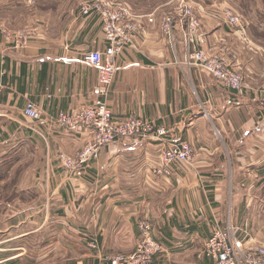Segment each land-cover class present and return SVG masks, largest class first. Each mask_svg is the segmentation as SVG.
Here are the masks:
<instances>
[{
  "label": "crops",
  "instance_id": "0c3cea01",
  "mask_svg": "<svg viewBox=\"0 0 264 264\" xmlns=\"http://www.w3.org/2000/svg\"><path fill=\"white\" fill-rule=\"evenodd\" d=\"M34 1L0 0V25L14 30L32 20L42 23L43 15L34 11L46 5ZM121 1L154 21L143 20L136 49L114 56L117 70L103 99L114 118L151 119L168 134L114 141L75 172L66 171L56 155L75 153L88 134L46 121L93 99L96 71L84 55L104 49L101 25L96 17L76 16L75 4L56 1L54 9L65 12L56 17L53 35L45 22L25 46L0 33V151L14 140L21 139L24 149L37 141L43 158L41 176L29 183L34 193L0 202V264H102L101 254L134 250L140 223L162 245L157 264H214L203 254L204 243L228 218L241 239L258 242L242 236L247 229L238 226L231 204L251 202L245 187L264 170V38L249 35L245 45L222 19L202 15L204 46L214 45L244 76V90L235 92L186 62L185 18L173 19L171 39L163 32L160 16L168 9L175 13L173 0ZM223 6L236 9L232 0L203 8L213 12ZM250 23L261 25L257 19ZM27 101L44 123L24 116ZM212 129L219 131L221 144ZM183 140L194 145L192 162L173 163L168 175L154 174L160 150ZM84 235L97 238L98 253L90 252Z\"/></svg>",
  "mask_w": 264,
  "mask_h": 264
},
{
  "label": "built area",
  "instance_id": "2783aa9c",
  "mask_svg": "<svg viewBox=\"0 0 264 264\" xmlns=\"http://www.w3.org/2000/svg\"><path fill=\"white\" fill-rule=\"evenodd\" d=\"M179 7L183 12V17L187 19L184 41L188 47L187 54L191 60L190 63L201 67L229 89L236 92L241 91L240 75L230 69L223 59L212 53L214 47L209 49L201 47L204 44L202 24L194 12V6L181 0ZM78 12L80 15L93 16L98 19L105 47L104 49H92L84 55V61L98 75L97 82L91 91L96 99L74 111L52 115L46 121L65 125L76 133L88 134L83 147L74 156H68L63 152L58 153L60 164L70 171H75L85 165L99 148L114 141L159 139L168 134L167 129L158 127L151 119L135 117L119 120L114 118L102 98L108 93L117 70L114 56L127 47L136 46L145 31L143 19L148 23H153L154 17L151 14L135 15L121 0H84ZM224 16L226 24L234 28L238 37L246 42L245 27L238 15L232 9H226ZM161 28L171 39L172 17L170 15L162 18ZM0 33L17 45H26L30 30L13 33L0 25ZM23 114L39 123L45 122L41 120L40 111L31 101L26 102ZM35 130L37 131V128ZM37 132L40 134V131ZM192 156L193 149L189 143L171 141L161 149L159 163L153 168V173L168 175L173 163H190ZM139 236L138 246L133 253L127 256H105L104 264H157L155 254L159 252L161 246L152 239L145 223L139 224ZM84 240L90 247V238L86 237ZM204 255L214 264H264V246H246L230 222L224 227L219 226L211 231L206 239Z\"/></svg>",
  "mask_w": 264,
  "mask_h": 264
},
{
  "label": "rangeland",
  "instance_id": "374dc122",
  "mask_svg": "<svg viewBox=\"0 0 264 264\" xmlns=\"http://www.w3.org/2000/svg\"><path fill=\"white\" fill-rule=\"evenodd\" d=\"M41 1L45 3L46 9L39 8V9H37L34 12H36L38 14L40 13L41 15H43L44 18L41 20L42 23H40L38 20L37 21L36 20H32L34 22L33 23L31 22V24H28L26 26H23V27L14 29V30H10V29H7V28L6 29L10 30L13 33L17 32V31H20V30L21 31L30 30V34L27 35L28 36L27 43H29V40H31L32 37H34L41 29L44 30V27H45L44 26V22H45L47 24L46 28L47 29L49 28L52 31L51 34L53 35L54 34V28L58 25V20L56 19V17L58 15H60L59 13H61V12L64 13L65 12V10L64 11H60L58 9L57 10L54 9L55 4H57L59 2H63V3L71 2L72 5L75 4L74 12H75L76 16L77 15L78 16H84V15H80L79 12H78L80 4L84 0H82V1L81 0H41ZM56 1H59V2H56ZM173 1H174V3H176V4H174V5H176L175 13L174 12L172 13V11H174V9L173 10H171V9L169 10L168 9L164 14H162L160 16V25H161V22H162V18L164 16H166V15H170L172 17V21H173V19L176 16L177 17H183V12L181 11V8L179 7V4H180L181 0H173ZM183 1L191 3L194 6V12L199 17L200 21H201L202 15H207L208 17L211 16L213 18L214 17L220 18V19H222L224 21L225 25H227L224 13H225L226 9H232L231 7H229V6H223L221 8L217 7L216 9H214L215 11L212 10L213 12L206 11L203 8L204 4L210 3L212 1H224V0H183ZM26 3L29 4V5H34L35 1L34 0H26ZM232 3H233V5L236 8L234 12L238 15L240 21L243 23V25L245 27L246 35H247V41L246 42L242 41L238 37L240 39V41L242 43H244L245 45H247L249 43V41H250V36L252 37V35L255 36V37H259V38H264V26H261V25H264V0H232ZM126 4L129 6L128 3H126ZM130 9H131L132 13H134L135 15H146L145 13L144 14L135 13L134 10L131 7H130ZM205 11H206V13H204ZM16 12H20V11H15V13ZM23 12H26V11H23ZM84 17H89V16H84ZM183 18H185V17H183ZM251 19H257L258 21H260L261 25L253 26L250 23ZM186 21H187V19H186ZM201 24H202V22H201ZM227 27L232 33L237 35V32H236V30L234 28H232V27H230L228 25H227ZM168 39H169V37H168ZM11 41H13V40H11ZM204 44H205V40H204ZM204 44L201 45V47L204 48V49H209L211 47H214V45H212V46H209V45L204 46ZM19 46H25V45H19ZM131 47L136 49L137 45L136 46H131ZM215 50H216V47H214V50H213L212 53L217 55L218 58L223 59L227 63V66L230 69L236 71L240 75L241 81H242V89H241V91L244 90V83H243V81H244L243 77L244 76H243L241 70L239 68H236L235 66H233L232 63H230L227 59H225V57H224L225 55L223 56V55L219 54ZM187 51H188V49H187ZM190 61L191 60L188 58V54H186V62L190 63ZM190 64H193V63H190ZM205 72H207V71H205ZM208 74H210V73H208ZM97 78H98V75H97V72H96V82H97ZM216 81H218L219 83L224 85L219 80L216 79ZM241 91H237V92H241ZM106 95H104L102 98H104ZM95 99H96V96L93 95V99L89 103H86V104H83V105H88V104L92 103ZM129 118H135V117H129ZM49 124L61 125V124H58L56 122L49 123ZM158 127H163V126H158ZM163 128H165V127H163ZM212 133H213V135L217 136V140H216L217 143L221 144V139H220L221 136L219 135V131H216L215 129H212ZM148 139H150V138H148ZM141 140H145V139H141ZM183 141H185V142H187V143H189L191 145V147L193 149V156H192V160H193V157H194V145L192 143L186 141V140H183ZM174 142H179V141H174ZM239 142L241 143L240 139H239L238 143L237 142L236 143L239 144ZM260 142H262V141H260ZM13 145L15 146V148L10 151L13 154H10L7 157V160L8 161H12V162L10 164H8V166L5 165V166L0 168V202H4V203H11V202L16 201L18 199H23L25 196H28L30 193H34V187H31L29 185V183L32 182L33 178H39L41 176V166H42L43 158H42V155H41V152H40V147H41L40 143H37V141L36 142L34 141L33 143L29 142L28 146L25 145V147H26L25 149L23 148L24 143L22 142L21 139L18 140V141L14 140V143H12V144L11 143L4 144V146H7V147H11ZM234 145H235V143H234ZM7 147H4L3 150L0 151V156H1L0 160L10 153L9 152L7 154H5V153L3 154V152L6 151ZM78 151H76L73 154H67V153H65V154L68 155V156H74ZM56 156H57L58 164L61 167L64 168V166L62 164H60V162L58 160L59 159L58 155H56ZM158 157H159V154H158ZM192 160H191V162H192ZM64 169L66 171H68V172H75L76 171V170L75 171L74 170L70 171V169L68 170L66 168H64ZM169 173H170V171H169ZM255 173H256V179H254L253 182H252V180H250L251 184L247 185L245 187V190H247L248 194L252 196L251 202L242 201V202L238 203V207L234 206V203H232V204L230 203L231 204V209H232L231 210L232 211V216H233V214H236V217L238 218V221H237L239 223L238 226L240 228L247 229L248 233L247 232L246 233L241 232L243 234L242 236L247 237L246 238L247 240L249 238H253L254 239V237H258L259 239H261V240L258 239V242L254 241L252 243H247L246 240L244 241L242 239L244 241L245 245L249 246V247L250 246H252V247L264 246V241H263L264 240V170L260 171V172L256 171ZM232 191H233V194H234L236 192V189L234 188ZM241 191H242V193H244L242 188L238 192L241 194ZM246 221L249 222V224H247L248 226L246 225ZM229 222L234 226V228L238 232V228L236 227L237 225L235 226V223L233 224V222H232V220L230 218H228L226 220V222L220 227L226 226V224L229 223ZM147 229H149L148 226H147ZM252 230H254V232ZM258 231H260V233ZM149 232H150V230H149ZM86 237L89 238V235L88 236L84 235L83 239H86ZM138 243H139V239H138ZM138 243H137L136 247L138 246ZM156 243H158V242H156ZM91 245H93V246H91ZM159 245L161 246V248H160L159 252H157L155 254V256L162 251V245L161 244H159ZM205 245H206V240H205V243H204V248H205ZM86 246H87V244H86ZM136 247L134 248L133 251H131L129 253H125V254L124 253L101 254V259H102V262H103L102 264H104V257L105 256H108V255H124V256H127V255L133 253L135 251ZM150 247H152V246H150ZM99 248H100V245H99V242H98L97 238L94 235H90V252H93V250H94V253H95V251H96V253H98L99 252ZM204 248H203V254H204Z\"/></svg>",
  "mask_w": 264,
  "mask_h": 264
},
{
  "label": "trees",
  "instance_id": "16d2710c",
  "mask_svg": "<svg viewBox=\"0 0 264 264\" xmlns=\"http://www.w3.org/2000/svg\"><path fill=\"white\" fill-rule=\"evenodd\" d=\"M10 154H13V153H9L8 155H6L5 157H3L1 160H0V168L1 167H3V166H5V165H7L8 166V164H10L12 161H8L7 160V157L10 155ZM11 160V159H10ZM6 166V167H7ZM5 167V168H6Z\"/></svg>",
  "mask_w": 264,
  "mask_h": 264
}]
</instances>
